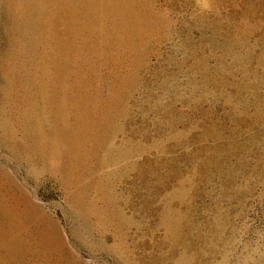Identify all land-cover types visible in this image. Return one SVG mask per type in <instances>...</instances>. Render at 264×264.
<instances>
[{
	"label": "rangeland",
	"instance_id": "rangeland-1",
	"mask_svg": "<svg viewBox=\"0 0 264 264\" xmlns=\"http://www.w3.org/2000/svg\"><path fill=\"white\" fill-rule=\"evenodd\" d=\"M0 264H264V0H0Z\"/></svg>",
	"mask_w": 264,
	"mask_h": 264
}]
</instances>
